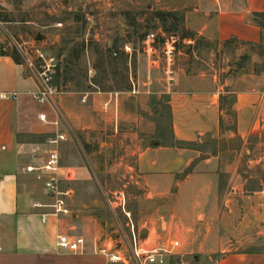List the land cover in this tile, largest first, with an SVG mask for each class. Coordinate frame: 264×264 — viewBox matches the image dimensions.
<instances>
[{
    "label": "crops",
    "instance_id": "crops-1",
    "mask_svg": "<svg viewBox=\"0 0 264 264\" xmlns=\"http://www.w3.org/2000/svg\"><path fill=\"white\" fill-rule=\"evenodd\" d=\"M254 13H264V0H213L208 9L198 6L190 14L195 36L183 43L192 46L199 38L205 46L215 44V61L193 72V64H183L178 52L171 84L165 73H152L147 57L146 74L126 91L88 88L40 105L33 99L39 90L33 73L0 55V94L16 95L0 101V264H107L93 252L95 244L107 245L91 232L90 219L73 215L67 222L68 216L33 207L49 201L25 168L42 165L54 148L48 140L63 128L73 136L83 133L85 146L107 130L114 132L113 139L119 136L121 147L129 141L125 150L133 167L125 168L138 170L146 201L163 209L152 222L179 224L174 233L186 247L193 243L192 250L221 255L214 264H264V189H246L245 176L240 181L247 171L264 170V72L254 73L255 55L239 68L247 44H258L262 34L250 19ZM222 52L228 55L222 58ZM163 105L167 132L160 120ZM206 141L212 148H205ZM63 148L71 151L73 145ZM84 148L85 164L69 155L65 165L60 162L61 170L97 169ZM220 192H225L223 199ZM168 204L174 209L167 210ZM59 235L82 236L85 253L56 248ZM198 240H204L202 248Z\"/></svg>",
    "mask_w": 264,
    "mask_h": 264
},
{
    "label": "rangeland",
    "instance_id": "rangeland-1",
    "mask_svg": "<svg viewBox=\"0 0 264 264\" xmlns=\"http://www.w3.org/2000/svg\"><path fill=\"white\" fill-rule=\"evenodd\" d=\"M212 1L0 0V50L16 51L18 55L23 52L30 63L39 65L41 61L34 53L37 49L46 63L54 67L51 82L56 84V88L53 86L56 96L83 92L85 86L94 91H123L129 89L132 80L136 82L146 74L147 57L150 58L152 73H165L166 62L162 52L165 41L172 46L174 62L179 52L183 64L187 61L193 64V72L201 65L214 63L215 53L212 52L217 51V46H205L199 38L192 46L186 43L187 40L183 43L184 39L195 36L190 25H193L194 16L190 14L200 5L210 8ZM166 13H175L176 17L157 15ZM250 19L253 22L252 16ZM148 34L154 35L152 41L147 42ZM37 35L41 37L39 41L35 40ZM228 43L233 45L234 40ZM245 52L247 55L244 57L248 60L242 65L248 63L252 55L258 59L254 65L264 63V57H260L256 47L247 46ZM223 53H220L222 58ZM93 81L96 86L92 85ZM160 120L167 132L168 111L164 105L161 106ZM122 131L131 130L122 128ZM60 133L64 140L57 144L59 164L65 165L69 155H73L74 163L85 164L83 150L86 147L92 154L90 160L97 165L95 170H89V167L87 170H62L60 195L69 210L67 222L73 221V215L78 216V220L90 219L91 232L99 233L100 240L105 241L107 247L110 242L123 239L122 234L128 236L127 225L131 224L136 233L142 237L149 236L144 249L168 247L178 242L174 253L185 264H214L221 257L192 250L193 243L186 247L174 233L179 224L152 222L153 214H161L163 209L146 201L147 193L141 185L138 170L125 168L133 167L128 159L129 152L125 150L130 145L129 141L121 147L116 142L119 136L113 139L114 132L107 130L92 145L85 146L83 133L73 136V133L66 132V128ZM68 142L73 145L71 151L63 148V144ZM204 144L207 149L214 145L210 141ZM121 157H124L122 162ZM244 176L248 180L246 189H264V170L241 174V182ZM37 189L41 192L40 185ZM224 195L225 192H220L219 198L223 199ZM168 205L171 206L167 210L174 209V204ZM203 244L204 240H198L197 247L202 248Z\"/></svg>",
    "mask_w": 264,
    "mask_h": 264
},
{
    "label": "built area",
    "instance_id": "built-area-1",
    "mask_svg": "<svg viewBox=\"0 0 264 264\" xmlns=\"http://www.w3.org/2000/svg\"><path fill=\"white\" fill-rule=\"evenodd\" d=\"M146 39L147 42L152 41L154 35L148 34ZM34 53L36 59L41 61L39 65L30 63L27 54L23 52H19V57L38 82L39 90L33 94V99L37 104H48L56 96V90L51 85L54 67H50L46 63L37 49L34 50ZM163 53L166 60V82L171 84L174 81V51L168 41L164 43ZM15 98V94H0V101L14 100ZM63 140V135H57L55 139L48 140L47 144L54 146V148L46 152L42 165L25 168L27 173L33 174L36 180L41 183L46 196L50 199L48 204L34 203L33 207L46 208L51 211L49 214L54 217H67L69 215V210L60 195L62 170L59 165L57 144ZM127 228L129 230L128 236L122 234L123 239L119 242H110L109 247L101 249L95 244L93 252L104 256L107 264H185L180 258L177 259L174 253L178 247V242H173L168 247L152 246L144 249L143 245L147 243L146 238L136 233L131 224L127 225ZM55 246L61 251L72 254H84L86 251L85 239L82 236L59 235L56 238Z\"/></svg>",
    "mask_w": 264,
    "mask_h": 264
},
{
    "label": "trees",
    "instance_id": "trees-1",
    "mask_svg": "<svg viewBox=\"0 0 264 264\" xmlns=\"http://www.w3.org/2000/svg\"><path fill=\"white\" fill-rule=\"evenodd\" d=\"M158 17H176L175 13H166V14H157ZM252 18H253V23L261 30V36H260V41L258 44L256 45H252V44H247L248 47L251 48H257L259 50V55L260 57H264V13H254L252 14ZM0 55H7L10 56L14 62H16L17 64H22V61L19 58V55L17 54L16 51H14L13 53L10 52H5V51H0ZM248 60L247 57H243L241 62H240V67L241 65L246 62ZM264 72V63L262 65H254V73L258 74ZM51 85L54 86L56 88V84L51 82ZM92 85L96 86L95 81L92 82ZM86 89H88V86H85ZM128 89H125L123 91H126ZM233 101L232 98L226 100L227 103H231Z\"/></svg>",
    "mask_w": 264,
    "mask_h": 264
},
{
    "label": "water",
    "instance_id": "water-1",
    "mask_svg": "<svg viewBox=\"0 0 264 264\" xmlns=\"http://www.w3.org/2000/svg\"><path fill=\"white\" fill-rule=\"evenodd\" d=\"M41 39V37L39 36V35H37L36 37H35V40H37V41H39ZM211 47L212 48H215V44H211ZM143 236L145 235V234H142Z\"/></svg>",
    "mask_w": 264,
    "mask_h": 264
}]
</instances>
